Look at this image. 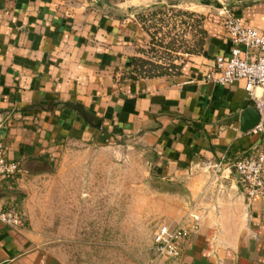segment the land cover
Masks as SVG:
<instances>
[{
	"label": "crops",
	"instance_id": "0c3cea01",
	"mask_svg": "<svg viewBox=\"0 0 264 264\" xmlns=\"http://www.w3.org/2000/svg\"><path fill=\"white\" fill-rule=\"evenodd\" d=\"M166 1L0 0V144L21 165L0 186V212L14 210L24 223H0V264H64L24 219L32 183L68 145L120 160L125 143L147 176L183 195L167 223H182L194 204L206 213L180 259L154 264H264V198L249 199L228 170L263 138L260 130L243 133L238 120L255 101L244 81L224 87L205 79L233 47L219 11L200 27V52L174 62L175 70L152 77L134 70L133 60L149 61L139 14ZM215 1L264 31V0Z\"/></svg>",
	"mask_w": 264,
	"mask_h": 264
},
{
	"label": "rangeland",
	"instance_id": "374dc122",
	"mask_svg": "<svg viewBox=\"0 0 264 264\" xmlns=\"http://www.w3.org/2000/svg\"><path fill=\"white\" fill-rule=\"evenodd\" d=\"M217 11L200 1L169 0L141 12L149 62L163 72L196 50L200 26ZM124 146L126 157L119 160L106 149L68 145L57 164L32 183L24 219L35 240L64 264L160 259L153 251L154 232L175 214V199L183 195L156 184L143 163L129 156L131 143Z\"/></svg>",
	"mask_w": 264,
	"mask_h": 264
},
{
	"label": "built area",
	"instance_id": "2783aa9c",
	"mask_svg": "<svg viewBox=\"0 0 264 264\" xmlns=\"http://www.w3.org/2000/svg\"><path fill=\"white\" fill-rule=\"evenodd\" d=\"M219 15L233 47L229 56L216 58L205 79L224 87L244 81L246 92L255 101L261 116V124L256 130L263 133V138L243 158L228 166V170L236 168L238 183L249 199L264 198V31L241 25L227 8L219 10ZM20 172V163L9 160L4 145L0 144V186ZM205 217L206 213L195 206L180 224L162 221L153 235L156 256L168 261L180 259L189 249L193 237L201 232ZM0 223L15 229L24 226L21 215L14 210L0 212Z\"/></svg>",
	"mask_w": 264,
	"mask_h": 264
},
{
	"label": "water",
	"instance_id": "95a60500",
	"mask_svg": "<svg viewBox=\"0 0 264 264\" xmlns=\"http://www.w3.org/2000/svg\"><path fill=\"white\" fill-rule=\"evenodd\" d=\"M201 4L205 6H214L217 10H222L227 8L225 4L220 3L219 1L215 0H201ZM238 120L240 122L241 131L243 133H248L251 131L256 130L259 125L261 124V116L258 110L255 107H249L245 109L241 115H239ZM232 172L237 174L236 168L231 170ZM158 185L165 186V187H173L174 185L166 184L163 182H155Z\"/></svg>",
	"mask_w": 264,
	"mask_h": 264
},
{
	"label": "trees",
	"instance_id": "16d2710c",
	"mask_svg": "<svg viewBox=\"0 0 264 264\" xmlns=\"http://www.w3.org/2000/svg\"><path fill=\"white\" fill-rule=\"evenodd\" d=\"M199 33L201 34V30L199 31ZM201 46H202V40L198 43V45L196 47V50H192V51L188 52L187 54H197V53H199ZM153 64L150 63L149 61H145V60H142V59L133 60V65H134V68H135L134 70L137 71L139 74H144V76L152 77V76H155V75H158V74L162 73L161 72L162 68L158 67L157 65H153ZM147 66L151 67V70L145 72L143 68H147ZM171 68L175 70L176 66L172 65ZM139 71H141V72H139ZM143 72H145V73H143Z\"/></svg>",
	"mask_w": 264,
	"mask_h": 264
}]
</instances>
